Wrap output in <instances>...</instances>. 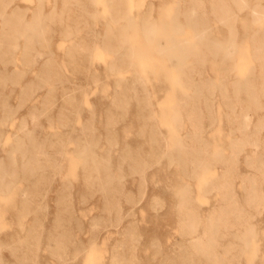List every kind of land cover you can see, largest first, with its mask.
I'll use <instances>...</instances> for the list:
<instances>
[{
    "label": "rangeland",
    "instance_id": "374dc122",
    "mask_svg": "<svg viewBox=\"0 0 264 264\" xmlns=\"http://www.w3.org/2000/svg\"><path fill=\"white\" fill-rule=\"evenodd\" d=\"M263 49L264 0H0V264H264Z\"/></svg>",
    "mask_w": 264,
    "mask_h": 264
},
{
    "label": "bare ground",
    "instance_id": "6f19581e",
    "mask_svg": "<svg viewBox=\"0 0 264 264\" xmlns=\"http://www.w3.org/2000/svg\"><path fill=\"white\" fill-rule=\"evenodd\" d=\"M262 51H264V49ZM257 86H261L263 88L264 87V79L261 77L259 78V76H257V75H254L252 77V79L250 80V83L246 89L247 90L246 94H248V96H251L253 98H257L258 94H262L261 91H257L255 89ZM263 144H264V141H263ZM260 151H261L260 155H257L255 157H251L252 166L258 172V174L255 175V172H253L254 174L248 175L249 187H248V190H245L247 193L246 198L248 197V199H245L244 203H242V205L240 207L237 206L236 203L238 201H237V199H235V196L232 195V188H231L232 187L231 186L232 181L230 180V178L233 177L232 167H228L226 172H224V173H226L227 177L225 179L226 181H225L224 186H223L224 192L222 194V199L224 201L230 200L232 202V205L230 206L229 210H227L225 213H222V216L225 215V220L223 223L224 226L222 228L223 233L220 234L219 237H221V235H222V239L225 237L224 243H222V245L220 246L222 248L223 253L226 252V254L227 253L231 254V251L234 250V247L236 245L235 240L237 239V241H238L237 230L240 232L247 231L249 233H253V226L252 225L251 226L249 225L248 229H247L246 226L243 225L241 222V220H243L242 218L244 217L243 205H245V204L250 205L251 208H254V212H256L258 210V208H260V206L264 205V193L262 192L263 184H264V169H263L264 168L263 167L264 166V146L260 148ZM192 161H194V159H192ZM208 164L209 163H205L203 165L206 166ZM186 166H187V164H186ZM31 173H33V171H31ZM227 188H229L228 191H227ZM249 214L252 217L254 216L252 211H250ZM231 215L233 216L232 220H229V216H231ZM226 223H229V225H231L232 229L233 228L234 229L233 230L231 229V231L228 232L229 227L226 225ZM238 225L240 227H238ZM29 237H32V235H29ZM229 237L232 238L234 241H232ZM227 238H228V240H227ZM242 239H243V237H241V238L239 237V242ZM223 260L224 259H222V263L220 262L219 264H223V262H224ZM231 262H234L233 258L228 261V263H231Z\"/></svg>",
    "mask_w": 264,
    "mask_h": 264
}]
</instances>
